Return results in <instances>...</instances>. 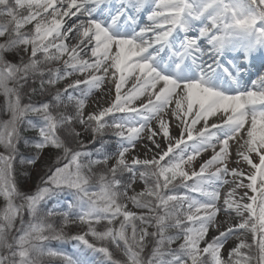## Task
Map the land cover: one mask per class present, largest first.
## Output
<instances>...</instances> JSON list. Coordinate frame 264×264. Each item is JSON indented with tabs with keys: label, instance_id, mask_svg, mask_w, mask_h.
Masks as SVG:
<instances>
[{
	"label": "snow or ice",
	"instance_id": "snow-or-ice-1",
	"mask_svg": "<svg viewBox=\"0 0 264 264\" xmlns=\"http://www.w3.org/2000/svg\"><path fill=\"white\" fill-rule=\"evenodd\" d=\"M111 3L0 0V95L8 117L0 120V264H42L44 257L86 264L46 246L65 239L98 254L99 264H264V75L251 90L244 87L252 61L264 57V0H118L115 10L106 7ZM146 10L149 25L141 29L137 16ZM198 25V35H189ZM21 47L26 60L4 59ZM74 74L83 78L70 79ZM64 80L70 82L57 87ZM106 84L109 102L98 100L96 110L86 113L89 97ZM36 93L50 99L32 102ZM117 113L123 115L105 120ZM172 117L178 137L170 134ZM22 127L36 133L24 141L35 154L21 157L22 164L36 166L49 149L60 153L32 194L17 187L13 174ZM107 129L116 151L104 152L102 144L88 151L81 133L90 131L86 143L92 144ZM145 133L160 151L129 161ZM209 149L207 160L186 170ZM232 162L246 164L247 171L229 168ZM98 165L105 170L94 172ZM124 173L131 174L127 183ZM141 181L145 187L136 192ZM178 186L185 193L174 192ZM62 193L72 197L64 202L67 210L57 200L43 212L42 205ZM128 202L146 214L131 211ZM73 224L87 230L67 236L64 229ZM212 230L218 234L206 239ZM247 233L251 243L241 235ZM234 236L241 242L225 259L222 252Z\"/></svg>",
	"mask_w": 264,
	"mask_h": 264
},
{
	"label": "rangeland",
	"instance_id": "rangeland-1",
	"mask_svg": "<svg viewBox=\"0 0 264 264\" xmlns=\"http://www.w3.org/2000/svg\"><path fill=\"white\" fill-rule=\"evenodd\" d=\"M142 16H143V13L140 14L139 16H137V19H138V20H139V19H140V20L143 19ZM72 19H73V18H72ZM72 19H69V20H72ZM198 27H199V25L197 26V29H198ZM26 28L30 30L31 25L26 26ZM0 39H2V38H0ZM21 59H23V60H26V59H27V56H26V54L24 53L22 47H21V49H19V53H17L16 57H12L10 60H12V63H16V62L20 61ZM77 78H83V77H82L81 75H77V74H74L72 77H70V79H77ZM69 82H70V80H67V82H66L65 84H67V83H69ZM58 85H59V84H58ZM58 85H57V87H58ZM110 87H111L110 84H106V85L104 86L103 89L96 90V91H95V92L89 97V99H88V105H89V106H88V108L85 110L86 113H87V112H92V111H95V110H96V105H97L98 100H99V102H100L101 104H107V103L109 102V93L107 92V89L110 88ZM121 91H123V89H121ZM100 98H102V99H100ZM143 99H144V97H141V98H139L138 100H136V101H138L137 104L140 103V102H142ZM1 101H5V97L0 95V102H1ZM7 118H8V117H6V114H5L4 112H2V113L0 112V120H6ZM30 119H32L33 121L37 122L35 118H30ZM165 119H166V117H165ZM37 123H38V122H37ZM76 127H77L78 130L80 129V126H78V124L76 125ZM152 127H153V129L159 131V128H158V125H157L156 121H154V122L152 123ZM197 127H199V125H198ZM24 129H25V128H24ZM178 129H179V128H177V126H175L173 123H171V126H170V134H171L172 136H176V137H178V136L180 135V133L178 132V131H179ZM21 131H22V130H21ZM147 135H148V133H145L144 136H143L140 140L137 141V143H136V147H135V150H134V151H130V152L127 154V157H126V158H127L129 161H131V159H132L134 156H135V157H139V158H141V159H144V158H151L154 154H156V153H158V152L160 151V149L155 148L154 145L151 143V141H149V140L147 139ZM21 136H22V134H21ZM80 139H81L83 142H85V147H86V146H89V145H90V146L92 145V147L99 146V144H97L96 141H94L92 144H87V143H86L87 141H89V140L92 139V136H91L90 131H89V132H82V133H81V138H80ZM154 139L156 140L157 143L160 144L161 149L165 147V141H164V139H163L162 136L158 135V136L154 137ZM19 145H21V142L19 143ZM22 146H23V143H22ZM17 147H18V146H17ZM149 149H151V151H149ZM235 149H236V147L234 146L233 149H232V151H233V157H232V160H233V161L236 160V156H235V152H236V150H235ZM3 151H4V149H3L2 147H0V152H3ZM55 151H56V149H49V150H47V151L43 154L42 158L50 159V158L52 157V155H54ZM212 154H213V153H212V150H211V149H209L208 151L202 153V154H201L196 160H194V161L192 162L191 167H188L187 165H185L186 170H188V171L190 172V171H192L193 169L198 168L199 165H200L203 161L207 160ZM47 161H48V160H47ZM47 161H46V162H47ZM46 162H45V163H46ZM112 163H114V160H111V161L109 162V166H111ZM228 167H229V168H237V167H239V168H241V169H244L245 171H247V169H248V166H247L246 164H244V163H241V164L237 165L236 163L232 162V163H229ZM102 168H103L102 166H99V167L97 168V171H98V172H99V170L101 171ZM40 170H41V169H40ZM39 173H40V172H39ZM227 179H228L229 181H232L233 178H232L231 176H229V177H227ZM247 182H248V181H245V183H247ZM144 187H145V185H144V183H143L142 181H141V182H138V183L135 185V191H136V192H139V191L143 190ZM231 187H232L231 184H229L228 186H226V187L223 189V193L226 194L227 191H228ZM245 191H246L245 189H240L238 195H239V196H243ZM180 193H182V192H180ZM130 194L132 195V194H134V193L131 192ZM249 194H251V193H249ZM190 195L196 196L197 194H196V193H190ZM199 198L202 199V197H199ZM70 199H72V197H71L70 195H67V193H62L58 198H54V199H52V200H54L55 203L57 202V200H59V201L62 203V206L64 207V206H67L66 203H64V202L67 201V200H70ZM203 199H204V198H203ZM246 202H247V201H246ZM55 203H54V204H55ZM220 206L223 207V203H222V202H221V205H220ZM128 208H129L131 211L136 212V213H138V214H140V215H145V214H146V210H141V209H137V208H135V207L131 204V202H128ZM66 210H67V208H66ZM232 215L235 216V212H233ZM121 218H122V217H121ZM225 218H226V217H225L223 214H221V216L218 217V220H220V221H224ZM54 222L59 226V224H60L59 219H57V218L55 217V218H54ZM236 223H237V224L239 223V218L236 219ZM115 224L118 225V224H119V221H116ZM105 226H106L105 224H101L100 226L97 225L96 228H97V230H99V231L101 230V231H102V230L104 229ZM65 230H67V232H68L67 235H68V236H72V235L77 234L78 232L86 231V230H87V226H86V225L73 224V225H70L69 227L65 228ZM217 234H218V233H217L215 230H212V231L209 232V234H208V236L206 237V239L211 240L212 237L215 236V235H217ZM241 235H244V238L247 240L248 243H251V242H252V234H251V233L241 234ZM88 239H89L90 242L96 243V242L93 240V238H92L91 236H89ZM240 242H241L240 236H234V237H232L230 240H228V242H227V246H226V248L224 249V251L222 252V256H223L225 259H227L229 253H230L232 250L236 249V248L239 246ZM75 244H76L75 249H77V248L79 247V246H78L79 242H78V241H75ZM174 246H175V245H174ZM201 247H203V243L201 244Z\"/></svg>",
	"mask_w": 264,
	"mask_h": 264
},
{
	"label": "trees",
	"instance_id": "trees-1",
	"mask_svg": "<svg viewBox=\"0 0 264 264\" xmlns=\"http://www.w3.org/2000/svg\"><path fill=\"white\" fill-rule=\"evenodd\" d=\"M13 52H14V54L17 55V53H19V50H14V51H12V53ZM12 53H10V54H12ZM28 86H31V87H34V88H38V84L33 83L32 81H29V85ZM26 90H27V86L25 87L24 91L26 92ZM48 99H50V96H47L45 94L42 95L40 93H36V94L31 95V101L32 102H39V100H48ZM22 102L23 103H28L29 102V97L28 96H24ZM4 104H5V101H1L0 102V112L1 113L4 112L3 111ZM6 117H7V115H6ZM21 137H22L21 140H20L21 145H19V144L17 145L18 146L17 147V149H18L17 156H16L15 161L13 162V169H14V173L13 174H14V178H15L17 187L20 190H25V189H29L31 187H34L36 185L37 180L40 178V175H44L48 171L49 167H53L54 166L55 157L57 155H60V153L56 150L54 155L50 159L41 158L39 163L37 164V170H36L33 166H30V165H27V164H22L21 161H20L21 157H24L25 159H27V158L32 157L35 154V149L34 148H31L30 146H28L26 144H24L22 146V142L25 141V140L31 142L32 140L36 139V137L34 135H27V136L23 135ZM99 166L100 165L96 166L93 169V171L98 173L97 168ZM99 172H100V170H99ZM94 180H95V177L93 178V181ZM2 208H3V202L0 199V209H2ZM43 212H44V210H43ZM23 219H24L25 222L28 221L29 217H28L27 213L24 214ZM61 219H62V217H61ZM17 225L19 226V221H18ZM50 241H52V240H50ZM50 241L46 242V246L47 247L55 246ZM109 247H112V246L109 245ZM112 250L115 253V249L113 248ZM97 255L98 254H93L91 251H88V253H87V257L92 261L93 264H99V260H97V258H96ZM116 257H117V259H122V257L119 255V253H116ZM42 264H63V263L61 261H59V260H57V261L52 260L51 257H44V258H42Z\"/></svg>",
	"mask_w": 264,
	"mask_h": 264
},
{
	"label": "bare ground",
	"instance_id": "bare-ground-1",
	"mask_svg": "<svg viewBox=\"0 0 264 264\" xmlns=\"http://www.w3.org/2000/svg\"><path fill=\"white\" fill-rule=\"evenodd\" d=\"M116 9V8H115ZM75 18H73L72 20H68V23L69 24H71L72 22H73V20H74ZM148 23H149V21H148ZM145 27V26H144ZM143 28V27H142ZM141 28V29H142ZM201 47H203V48H205V49H207L208 48V45L204 42V41H202L201 42ZM167 53V52H166ZM162 55H164V54H162ZM229 55V54H228ZM223 62L224 63H226L227 62V58H225L224 60H223ZM254 71V73L256 72V70H253ZM251 73H252V67H251V72H250V75H251ZM251 77V76H250ZM259 77H255V79H254V82L258 79ZM252 85L253 84H251V85H249L248 84V82H247V84H244V87L245 88H248V87H250V89H251V87H252ZM166 117V119H169V117H167V116H165ZM211 122V121H210ZM171 123H173L175 126H177V121L175 120V118L174 117H172L171 118ZM178 128V127H177ZM179 131V133H180V129H178ZM236 150V149H235Z\"/></svg>",
	"mask_w": 264,
	"mask_h": 264
}]
</instances>
